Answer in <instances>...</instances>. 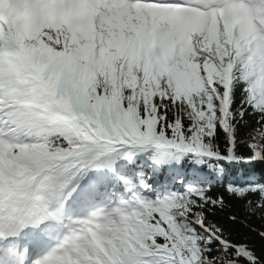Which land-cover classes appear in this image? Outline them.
<instances>
[{"label":"snow or ice","instance_id":"1","mask_svg":"<svg viewBox=\"0 0 264 264\" xmlns=\"http://www.w3.org/2000/svg\"><path fill=\"white\" fill-rule=\"evenodd\" d=\"M259 164L264 0H0V264H264Z\"/></svg>","mask_w":264,"mask_h":264},{"label":"trees","instance_id":"2","mask_svg":"<svg viewBox=\"0 0 264 264\" xmlns=\"http://www.w3.org/2000/svg\"><path fill=\"white\" fill-rule=\"evenodd\" d=\"M261 169H264V164L257 165V170L260 171ZM212 191L213 193H223L228 204V207L222 212L217 210V216L215 218L219 220L225 228L235 233V239L240 240L242 236H249L252 238V242L256 244L258 251L264 247V242L259 240L255 232L250 231L249 228L239 222L233 223L228 219V216L232 214L236 215L238 220L246 219L247 212L244 207L245 202L234 197H229L224 191V188L220 185H214ZM253 199L255 198L253 197ZM258 215H264V209H257V214L251 216V218H247V223L257 229L264 230V220L258 219Z\"/></svg>","mask_w":264,"mask_h":264}]
</instances>
